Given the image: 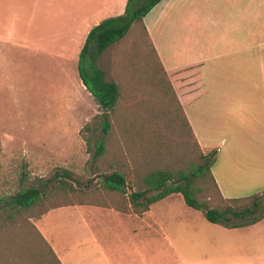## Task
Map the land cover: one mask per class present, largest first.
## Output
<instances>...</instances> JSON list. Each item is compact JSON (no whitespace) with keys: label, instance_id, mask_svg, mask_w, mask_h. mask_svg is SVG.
Instances as JSON below:
<instances>
[{"label":"crops","instance_id":"0c3cea01","mask_svg":"<svg viewBox=\"0 0 264 264\" xmlns=\"http://www.w3.org/2000/svg\"><path fill=\"white\" fill-rule=\"evenodd\" d=\"M3 1L8 25L0 43L13 35L46 38L40 50L60 54L66 88L74 64L78 72L79 54L90 29L122 14L127 3ZM142 23L197 143L204 152H216L211 172L222 197L261 194L264 0H160ZM172 197H179V206L168 203ZM199 212L180 193H172L142 212L93 204L58 206L35 218L34 224L62 264H264V217L228 228L202 214L208 222L192 226L185 214ZM106 217L118 221L121 229L119 257L110 244L115 234L101 222Z\"/></svg>","mask_w":264,"mask_h":264},{"label":"rangeland","instance_id":"374dc122","mask_svg":"<svg viewBox=\"0 0 264 264\" xmlns=\"http://www.w3.org/2000/svg\"><path fill=\"white\" fill-rule=\"evenodd\" d=\"M16 18L18 27L22 15ZM7 25V4L0 0V34L6 33ZM45 42L42 37L13 35L0 43V264H41L37 254L46 249L32 227L38 212L63 203L112 204L123 199V192L112 200L104 193L102 174L124 172L129 184L137 168L175 170L181 166L180 157L196 156L184 130L167 113L170 96L163 89L167 83L160 67L148 58L141 28L131 27L126 38L108 47L98 60L104 79L115 81L120 94L105 138L98 127L101 109L83 86L76 64L68 71L66 88L63 60L60 54L42 52ZM90 124L97 126L93 134L86 129ZM97 136L105 143L99 157L93 155ZM85 137H90V150ZM46 181L47 195L33 208L17 210L6 203L21 189L41 187ZM205 191L212 208L227 203L243 208L252 201L223 202L211 187ZM178 198L168 203L179 206ZM198 214H185L192 226L208 222ZM101 222L115 234L110 244L119 257L123 236L118 221L106 217ZM104 246L108 247L106 242Z\"/></svg>","mask_w":264,"mask_h":264},{"label":"trees","instance_id":"16d2710c","mask_svg":"<svg viewBox=\"0 0 264 264\" xmlns=\"http://www.w3.org/2000/svg\"><path fill=\"white\" fill-rule=\"evenodd\" d=\"M160 0H127L125 10L122 14L103 19L98 24L94 25L81 48L78 61V72L80 79L85 88L95 98L97 105L101 109V113L97 115L100 119L98 127L102 132L101 135L105 138L112 129L111 114L118 106L120 98L119 88L115 81L104 79V72L98 66V60L103 51L111 44L126 38V34L132 27H139L143 30V37L149 49L148 58L160 67L164 74L167 83L163 87L165 95H169V104L167 111L168 115L175 119L178 124L177 128L186 133L188 138L187 145L190 150L196 151V156L179 158L177 162L181 164L171 170L170 168H162L155 166L154 168H137L133 173V178L128 184V179L123 172L112 170L102 174L100 182L104 187V193L112 200L117 199V194L123 192V199H118V202L111 203H63L47 208L42 212L37 213V217L47 212L51 208L70 204H93L99 206L112 207L120 211H145L148 206L163 197L172 194L180 193L185 203L202 212L205 218L213 223L220 224L228 228L242 227L253 224L264 217V193L256 194L250 197L242 198H224L222 197L217 183L211 172V167L215 160V150L204 152L200 148L194 133L188 123V120L180 106L167 73L159 61L149 37L143 27V17L146 13ZM123 39V40H124ZM127 109H130L128 107ZM132 109H130L131 111ZM127 113V110H126ZM128 115V114H126ZM132 116V113L129 115ZM165 121L169 122L167 118ZM172 122V120L170 121ZM91 134L95 127L86 125ZM87 148L90 150V137H85ZM184 141V139H183ZM186 146L182 142V149ZM158 149H161L159 147ZM105 151V143L101 137H96L94 156L99 157ZM48 181L43 182L41 187L29 186L21 189L16 194L12 195L7 204L17 210L33 208L43 197L47 195L44 191V186ZM211 187L217 197L223 202H239L245 199H252L251 203L243 208H233L229 203L220 205L218 208L208 207V198L206 189ZM129 189V190H127ZM207 197V199H205ZM35 233L38 235L40 243L45 246L46 252L39 251L37 257L41 264H62L56 253L44 239L35 225L32 226ZM44 254L45 259H42ZM47 258V259H46Z\"/></svg>","mask_w":264,"mask_h":264}]
</instances>
